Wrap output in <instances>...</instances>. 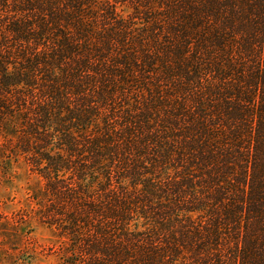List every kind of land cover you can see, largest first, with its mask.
I'll use <instances>...</instances> for the list:
<instances>
[{
  "label": "trees",
  "instance_id": "1",
  "mask_svg": "<svg viewBox=\"0 0 264 264\" xmlns=\"http://www.w3.org/2000/svg\"><path fill=\"white\" fill-rule=\"evenodd\" d=\"M20 159L58 264H264V0H0Z\"/></svg>",
  "mask_w": 264,
  "mask_h": 264
},
{
  "label": "rangeland",
  "instance_id": "2",
  "mask_svg": "<svg viewBox=\"0 0 264 264\" xmlns=\"http://www.w3.org/2000/svg\"><path fill=\"white\" fill-rule=\"evenodd\" d=\"M128 9L124 8L123 13ZM38 175L22 160L0 167V264H58L53 232L40 219Z\"/></svg>",
  "mask_w": 264,
  "mask_h": 264
}]
</instances>
